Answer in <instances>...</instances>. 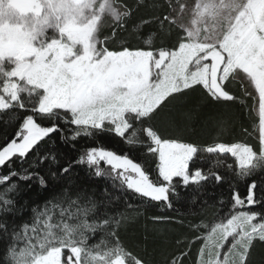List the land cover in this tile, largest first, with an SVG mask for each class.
<instances>
[{
  "label": "snow or ice",
  "instance_id": "6c2138e0",
  "mask_svg": "<svg viewBox=\"0 0 264 264\" xmlns=\"http://www.w3.org/2000/svg\"><path fill=\"white\" fill-rule=\"evenodd\" d=\"M141 10L148 15L129 27ZM145 25L156 33H143ZM157 37L165 43L154 48ZM237 80L246 85L239 94L230 87ZM200 90L210 104L246 106L251 97L257 144L202 147L164 136L155 121L164 117L179 129L188 113L173 118L167 110ZM0 117L16 129L0 144V264H147L121 243L123 214H109L107 188L99 203L82 191L70 195L75 168L86 166L113 188L169 209L178 186L224 181L214 170L222 165L238 180L264 172V0H0ZM226 123L217 122L220 133ZM105 134L155 157L154 173L147 159L100 144ZM56 139L78 156L58 158ZM81 140L91 144L77 148ZM203 153L215 154L206 171L197 165ZM229 155L234 163L226 164L221 157ZM62 180L69 187L53 189L29 221L7 219L22 212L20 182L47 190ZM262 196L255 179L243 195L231 189L227 215L197 236L199 264H255L256 248H264V212L251 209L264 208Z\"/></svg>",
  "mask_w": 264,
  "mask_h": 264
},
{
  "label": "trees",
  "instance_id": "16d2710c",
  "mask_svg": "<svg viewBox=\"0 0 264 264\" xmlns=\"http://www.w3.org/2000/svg\"><path fill=\"white\" fill-rule=\"evenodd\" d=\"M131 4L134 0H128ZM144 10H141L136 17L129 21V27L137 23L141 17L147 16ZM143 33H156L155 25H145ZM164 41L159 37L154 41L153 47L158 48L164 45ZM117 47L116 44H112ZM143 46V45H141ZM246 86V85H244ZM241 81L237 80L230 85L231 90L237 94L244 87ZM249 92L254 90L248 87ZM203 90L195 93H189L186 97L173 104L167 110L168 115L178 118L181 113H188L190 118L185 117L181 120L179 129L169 123L167 118H158L155 123L161 129L164 136L169 138H179L182 142L196 143L206 147L213 142H241L251 145L257 144V132L254 126H258V116L252 108L253 101L251 97H244L246 106L232 102L208 103L202 99ZM226 121L225 131L220 133L217 122ZM247 129V132L244 131ZM14 124H6L4 118L0 117V144L6 139H11L15 132ZM251 133V135H249ZM100 144L110 150L126 152L128 155L148 160L149 171H155V164L158 162L151 154H146L139 148L129 150L128 146L120 141L119 137H112L105 134L98 138ZM56 148L59 149L58 158L65 157L75 159L78 152L69 145L62 143L59 139L54 141ZM91 142L81 140L77 148L81 145H90ZM215 154H202V159L197 160V165L205 171L212 166L213 156ZM224 159L226 164L234 163L229 155ZM141 162V160H137ZM64 159H61V164ZM51 165L45 162L43 170H47ZM15 167V165H14ZM101 167H107L103 163ZM53 170L55 167L53 166ZM220 175L226 177L224 181L217 184L214 180L202 183L201 187L190 185L177 187L179 198L173 197L174 207L169 209L163 204L156 206L155 202L145 201L143 198L129 191H122L111 186V181L106 178H97L90 174L86 166L75 168L73 183L69 187L66 181L51 182L47 190L42 189L35 181L20 182V191L15 196L17 207L22 208L20 215H9V221H15L20 224L29 221L32 217L31 209L37 205L42 206L47 199H51L52 190L59 191L62 187H69L70 195L75 198V193L85 192L93 197L97 202L105 199L104 189H108V195L112 203L108 206L110 215L122 213L121 226L118 229L121 243L127 247L133 255L141 256L147 264H172L175 259L180 260V264H199V249L202 243L197 236L206 235L208 228L204 225L212 226L220 222L217 217L223 218L227 215L230 207L231 189L236 188L243 195L247 190V184L255 179L258 184V194L260 189H264V172L258 171L256 175L247 179H237L233 172L229 171L223 165L214 169ZM43 174V171H42ZM195 197V202L192 198ZM264 199V196L261 197ZM223 200L221 204L219 201ZM128 205H131L129 207ZM103 207L102 204L99 205ZM249 210V209H242ZM253 211H262L261 205L253 206ZM171 217L167 222L154 221L153 217ZM200 225V228H196ZM100 239V233L90 239L93 243ZM186 253V255H182ZM264 257V248L257 247L254 253L255 264H260Z\"/></svg>",
  "mask_w": 264,
  "mask_h": 264
},
{
  "label": "rangeland",
  "instance_id": "374dc122",
  "mask_svg": "<svg viewBox=\"0 0 264 264\" xmlns=\"http://www.w3.org/2000/svg\"><path fill=\"white\" fill-rule=\"evenodd\" d=\"M12 7H18V5H16L15 3L12 4ZM254 90V89H253ZM242 210V209H241Z\"/></svg>",
  "mask_w": 264,
  "mask_h": 264
}]
</instances>
